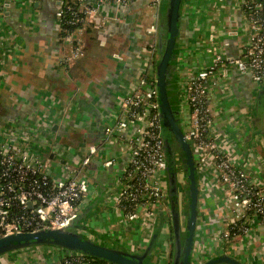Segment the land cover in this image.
Returning <instances> with one entry per match:
<instances>
[{
    "label": "crops",
    "instance_id": "1",
    "mask_svg": "<svg viewBox=\"0 0 264 264\" xmlns=\"http://www.w3.org/2000/svg\"><path fill=\"white\" fill-rule=\"evenodd\" d=\"M60 3L0 1V122L48 124L51 140L71 148L66 156L69 161L72 155L84 156L88 146H98L99 156L84 174L94 192L90 204L99 201L84 214L79 232L105 244H117L132 255H143L150 249L149 264H170L169 229L161 226L162 222L145 249L135 251L142 234L136 226L121 228L108 203L113 177L99 165L106 158L124 156V146L105 134L115 123L113 114L143 72L156 81L153 50L160 42L164 1L154 7L148 0H135L126 6L92 0L82 28L72 33L74 41L60 37ZM152 26L157 27L156 33L149 31ZM246 36L245 16L238 1L185 0L176 61L179 90L188 79L210 67L215 54L238 56ZM228 80L220 85L215 79L209 81L208 104L217 128L236 147L242 167L264 184V115L256 107L258 92L249 84L236 83L232 72ZM244 108L247 114L241 113ZM181 117L184 120L183 114ZM50 157L60 159L55 154ZM197 181L192 264L222 255L243 264H264V222L252 217L247 220L246 236L225 238L233 217L230 198L212 179L210 184L199 175ZM129 243L134 245L133 251ZM157 248L162 252L159 263L151 257ZM61 252L55 247H32L1 256L0 264H61Z\"/></svg>",
    "mask_w": 264,
    "mask_h": 264
},
{
    "label": "built area",
    "instance_id": "2",
    "mask_svg": "<svg viewBox=\"0 0 264 264\" xmlns=\"http://www.w3.org/2000/svg\"><path fill=\"white\" fill-rule=\"evenodd\" d=\"M132 1L135 0H94L115 6ZM148 1L158 7L164 0ZM231 1H238L245 16L247 36L240 54H215L212 65L188 79L180 91V117L183 114L185 140L194 157L197 177L203 176L205 182L212 179L232 203L233 217L224 235L227 239L235 228L243 233L241 237L246 236L247 220L252 217L264 222V184L242 167L236 147L217 128L216 116L207 101L209 81L228 84L231 72L237 76L236 83L249 84L255 92L264 89V0ZM78 2L85 21L89 4L85 0ZM63 3L61 0L59 23ZM149 31L156 33L157 27ZM71 37L72 34L67 38L74 41ZM145 74L113 114L114 125L105 129L109 139L124 146V156L106 158L99 164L113 177L108 203L121 228L136 226L142 234L135 251L145 249L161 222L166 229L172 226L158 90L146 82ZM247 112L244 108L241 113ZM49 129L48 124L18 126L6 120L0 122V239L40 230L69 229L93 200V188L84 169L96 161L99 147L90 145L79 161H69L66 156L71 148L53 142ZM51 154L60 159L53 160ZM127 246L133 251V244ZM59 250L61 264H87L84 255Z\"/></svg>",
    "mask_w": 264,
    "mask_h": 264
},
{
    "label": "water",
    "instance_id": "3",
    "mask_svg": "<svg viewBox=\"0 0 264 264\" xmlns=\"http://www.w3.org/2000/svg\"><path fill=\"white\" fill-rule=\"evenodd\" d=\"M185 0H164V18L160 21L162 27L167 28L166 41L162 50V55L157 63L156 87L158 90V100L160 105V119L162 132L165 137V147L168 156L171 158L172 152L170 140L176 141V146L184 153V166L187 173L188 185L185 188V205L180 207L177 198V178L176 171L173 170L172 160H168L167 185L170 197V213L173 234L176 239L178 250L174 252L172 264H192V254L194 251L195 234L198 219L199 188L197 181L196 165L191 149L185 140L184 128L180 117L181 93L177 84L176 104L177 109H173L171 96L168 87L171 83L169 75L177 74V56L179 47V33L182 17V8ZM162 18V17H161ZM176 83H177V79ZM256 107L260 115H264V89L257 93ZM98 200L87 206L71 228L66 230H40L30 233H20L0 239V257L13 252L32 247H55L72 253L85 255L108 264H149L147 261L150 249L143 255H132L123 250L117 244H102L97 239L89 238L79 232L84 214ZM182 219H185V229L182 228ZM184 237V244L179 243ZM202 264H243L230 255L215 256Z\"/></svg>",
    "mask_w": 264,
    "mask_h": 264
},
{
    "label": "trees",
    "instance_id": "4",
    "mask_svg": "<svg viewBox=\"0 0 264 264\" xmlns=\"http://www.w3.org/2000/svg\"><path fill=\"white\" fill-rule=\"evenodd\" d=\"M87 3H90L92 2V0H85ZM94 1V0H93ZM96 1V0H95ZM79 2L78 0H64V3H63V7H62V18H61V21L59 23V27H60V37L62 39H66L69 35H71L72 33H74L76 30L82 28L83 26V19H84V16L83 14L79 11ZM166 9V7H165ZM165 9L163 10V12L161 13V19L160 21L164 18V12H165ZM163 25L161 24L160 27H159V35H160V42L158 43V46H156V48H154L153 50V62H154V67L156 66L155 68V73H156V69H157V63L159 62L160 60V57L162 55V50H163V47H164V42L166 41V34H167V28L166 27H162ZM158 58V61H156ZM144 78L146 80V82H148L149 84H152V86L154 88L157 89L156 87V81L155 80H151L147 77V74L144 75ZM169 78L171 80V83L169 85V89H168V92L170 94V98L172 100V103H173V109H177V104H176V90H177V83H176V80L174 79L175 78V75L174 74H170L169 75ZM162 135H163V132H162ZM163 138L165 140V137L163 135ZM170 145L172 146L171 148V152H172V156L171 158L168 156V150L166 148V156H167V161L169 160H172L173 163H175L176 159H177V153L178 155L181 157L183 156V153H180V149L177 148L176 146V141L174 139H171L170 140ZM176 150L178 152H176ZM178 156V157H179ZM175 164L173 165V170L175 171ZM187 175V173H185ZM187 178V176H186ZM188 185V181H186V185L183 189V191L185 192V188L186 186ZM175 200H178V199H175ZM83 226H81L80 229H82ZM159 228V227H158ZM157 228V229H158ZM159 233V231L157 230V234ZM171 239L173 237V229H172V226H171ZM243 235V233L241 231H238L236 228L233 229L231 231V234L229 236L230 239H233V238H239ZM99 242L102 243L101 240H98ZM102 244H105V243H102ZM84 259L86 261L87 264H108L104 261H101V260H97L95 258H91V257H88V256H85L84 255Z\"/></svg>",
    "mask_w": 264,
    "mask_h": 264
},
{
    "label": "flooded vegetation",
    "instance_id": "5",
    "mask_svg": "<svg viewBox=\"0 0 264 264\" xmlns=\"http://www.w3.org/2000/svg\"><path fill=\"white\" fill-rule=\"evenodd\" d=\"M174 79H176V78H174ZM178 148V147H177ZM176 152H178L177 150H176ZM180 153H183V151L182 150H180ZM178 155V153H177V160H180V165H178L177 164V161H175V166H176V168H175V173H176V178H177V198L176 199H178L177 201H179V205H180V207H181V209H182V207L185 205V192L183 191V189H184V185H186V181H187V178H186V170H185V166H184V162H183V160H184V153H183V156H179ZM181 175L184 177V175H185V180L186 181H182V183H180V180H179V177H181ZM169 199H170V197H169ZM185 225H186V221H185V219H182V228L183 229H185ZM172 236V235H171ZM184 237H181V239H180V242L179 243H181V244H184ZM176 239H175V237H174V234H173V237H172V243H173V250H174V252H176L177 250H178V247L179 246H177V244H176Z\"/></svg>",
    "mask_w": 264,
    "mask_h": 264
},
{
    "label": "rangeland",
    "instance_id": "6",
    "mask_svg": "<svg viewBox=\"0 0 264 264\" xmlns=\"http://www.w3.org/2000/svg\"><path fill=\"white\" fill-rule=\"evenodd\" d=\"M80 157L79 156H75V155H72L71 157V161H74V160H77L79 161ZM76 161V162H77ZM177 164L180 165V160H177ZM179 180H180V183H182V181H186L185 180V175L184 177L181 175V177H179ZM185 186V185H184ZM169 232V241H170V246H169V249L167 250V256H169V261H170V264H172V261H173V257H174V250H173V243H172V239H171V228H169L168 230ZM162 254V252L160 251L159 248L155 249L153 251V253L151 254V257H153V259H155V261L157 260V263L160 262L161 258H160V255ZM159 261V262H158Z\"/></svg>",
    "mask_w": 264,
    "mask_h": 264
}]
</instances>
